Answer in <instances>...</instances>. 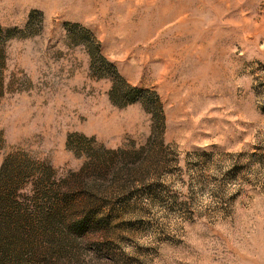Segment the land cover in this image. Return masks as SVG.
<instances>
[{"label":"rangeland","instance_id":"obj_1","mask_svg":"<svg viewBox=\"0 0 264 264\" xmlns=\"http://www.w3.org/2000/svg\"><path fill=\"white\" fill-rule=\"evenodd\" d=\"M6 163L111 187L57 264H264V0H0Z\"/></svg>","mask_w":264,"mask_h":264},{"label":"trees","instance_id":"obj_2","mask_svg":"<svg viewBox=\"0 0 264 264\" xmlns=\"http://www.w3.org/2000/svg\"><path fill=\"white\" fill-rule=\"evenodd\" d=\"M92 173L103 178L99 167ZM112 195L84 169L56 179L49 169L2 165L0 264H57L58 247H81L78 233L115 218L105 202Z\"/></svg>","mask_w":264,"mask_h":264}]
</instances>
